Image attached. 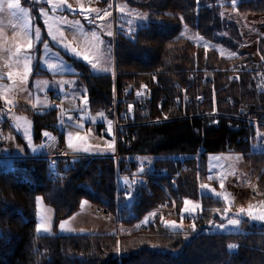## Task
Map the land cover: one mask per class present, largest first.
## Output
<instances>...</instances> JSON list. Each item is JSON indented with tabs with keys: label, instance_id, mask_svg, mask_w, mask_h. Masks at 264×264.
<instances>
[{
	"label": "trees",
	"instance_id": "16d2710c",
	"mask_svg": "<svg viewBox=\"0 0 264 264\" xmlns=\"http://www.w3.org/2000/svg\"><path fill=\"white\" fill-rule=\"evenodd\" d=\"M118 2L145 14L147 22L131 33L115 30L112 74L95 75L72 61L75 74L51 75L36 65L32 77L75 80L67 101L84 90L89 113L102 112L111 125L114 95L121 101L148 90L150 100L132 113L126 135L117 133L115 152L120 170L130 157L139 163L150 158L155 182L149 183V191L141 188L135 204L118 205L116 220L114 158L79 157L68 170L65 163L45 157L25 154L13 159L11 168L0 170V264H264V224L244 219L239 232H205L224 203L200 192L208 156L224 152L239 154L249 178L264 192V152L253 151L264 138V88L256 80L258 74L264 76V0H115V8ZM113 16L116 19L115 10ZM182 29L208 47L181 36ZM202 76L209 82L203 83ZM197 95L204 98L201 104ZM125 106L118 104L119 110ZM23 111L31 119L35 144L42 145L45 132L48 136L56 132L52 127L59 118L56 109ZM213 112L218 117L212 125L208 121ZM241 112L255 122L236 130L235 117ZM94 125L105 130L103 123ZM15 139L23 143L19 136ZM200 147L203 152L189 163V171L173 165ZM139 163L131 164L130 173L140 172ZM56 169L64 174L52 178ZM37 197L52 209L54 227L77 213L86 200L94 214L98 207L110 214L116 231L37 235ZM169 199L174 201V214L165 215L163 225L151 223L146 215L161 203L171 207ZM186 199L191 202L187 207L197 204L198 209L183 220L197 228L165 227L167 221L181 219ZM137 223L144 230H138Z\"/></svg>",
	"mask_w": 264,
	"mask_h": 264
},
{
	"label": "rangeland",
	"instance_id": "374dc122",
	"mask_svg": "<svg viewBox=\"0 0 264 264\" xmlns=\"http://www.w3.org/2000/svg\"><path fill=\"white\" fill-rule=\"evenodd\" d=\"M88 1L98 4L99 0H19L20 8L27 9L24 13L19 9L8 8L15 6V0H9V4L8 0H0V26L2 25L3 30L0 31V46L4 49L3 54H0V136L3 138L0 144L5 146L3 150L7 148L5 155L39 154L43 146L33 142L31 119L23 109L48 108L49 105L43 99L45 91L50 88L58 91L63 87L73 88L75 85V80L64 77L33 78L36 65L40 70L51 75H70L78 71L74 67L72 62L74 61L86 65L92 74L110 75L114 70L115 30L131 33L147 22L145 14L123 2L116 4L115 19L114 12L92 9L86 5ZM53 36L56 37L55 40L52 39ZM181 36L208 47L199 36L189 33L186 29H182ZM28 41H31V47L28 46ZM45 44L48 45L47 48ZM17 48L20 49L19 52ZM38 50L39 55H37ZM220 53L228 55L224 51ZM84 56L88 57L87 61L83 59ZM26 60L28 73L25 76ZM92 64L96 65L95 69L92 68ZM73 94L71 100L80 103V112L77 115L80 122L74 125V114H66L67 124L62 131L63 153L114 154L115 144L110 138L111 121L102 112L89 113L84 90ZM70 108L71 106L68 109ZM3 123L5 128L2 127ZM96 123L104 124L107 137L100 139L98 136L87 134L86 126ZM17 136L23 140V143H17L15 139ZM69 137H71V147L68 143ZM253 151L264 152V146L254 145ZM46 153H52V150ZM145 161L151 163L150 158H146ZM11 167L12 161H0V169ZM206 168L207 178L203 184L206 187L201 188L200 192L221 200L224 208L216 214V220L207 224L205 232L236 233L241 230V221L244 219L249 223L264 224V220L253 218L264 210V192L255 180L249 178L248 170L244 167L239 154L228 152L211 154L207 158ZM240 176L244 177L247 185H251V189L233 186L234 180L239 179ZM39 198V215L36 203V224L43 223L40 217H46L48 231H36L37 235H98L113 234L116 231L112 226V219L106 221L96 216L94 206L86 200L82 201L77 213L60 221L54 227L52 209L43 203L41 197ZM250 206L253 216L248 214ZM189 208L193 209L191 214L181 212L179 221L169 220L165 227L173 231L195 230L197 225L183 218L185 215H194L198 205L192 204ZM242 208L244 212L239 211ZM229 219H237L240 223L236 226L229 225L227 223ZM173 222L177 227L168 226ZM62 223L63 229L60 227ZM220 225L224 227L221 228Z\"/></svg>",
	"mask_w": 264,
	"mask_h": 264
},
{
	"label": "built area",
	"instance_id": "2783aa9c",
	"mask_svg": "<svg viewBox=\"0 0 264 264\" xmlns=\"http://www.w3.org/2000/svg\"><path fill=\"white\" fill-rule=\"evenodd\" d=\"M98 8L101 10H107L110 12H114L115 8V0H99L98 3ZM231 80V77L228 78ZM200 80L203 83H208L209 79L207 76H202ZM256 80L259 84V86L264 88V76L262 74H258L256 76ZM69 94V88L64 87L60 91L56 90H48L43 93V97L48 101V104L51 108H54L58 111V121L53 124V128L56 130V132L52 135V137H45L42 140V146L43 150L46 151L49 148H53L55 155L48 156L49 160L52 161H65V166L64 170H68L71 168V164L74 160H77V156H65L61 155L62 152V147L59 144V139L62 134V131L64 127H66V108H67V96ZM150 92L148 90H142L140 94L135 95L133 98L130 99H123V100H118V98L114 95L113 97V119H112V136L111 139L114 142L115 146L117 143V133L121 131L126 135V131L128 127L131 125L130 124V117L133 112L138 111L139 109H142L150 100ZM203 96L202 95H197L196 96V101L198 104H201L203 102ZM180 99L176 100V104H180ZM183 106H185V100L183 99L182 101ZM118 104H124L126 105L123 109L119 110ZM71 109L73 111H78L80 110V103L78 101H73L71 105ZM244 115V116H243ZM211 119L208 121L209 124H215L216 120L215 118L218 117V115L213 112L210 114ZM235 120H237V126L236 130L244 128L245 125H249L250 123H254V119L251 117H248L244 114V112H241L240 116L235 117ZM79 119L75 115L73 116V124L77 125L79 124ZM86 132L89 136H98L100 139L106 137V134L103 129H98L94 125H90L87 129ZM126 138V137H125ZM1 141V139H0ZM258 145L264 146V138L260 139L258 141ZM3 145L0 144V160L4 159V150H3ZM229 150V149H227ZM203 152V149L200 147L196 150L195 153L191 154H186L181 156L179 159H176L173 161V165L175 166H180L182 171H189L190 170V165L189 163L191 161H194L199 153ZM112 158L115 160V166H117V172L115 174V192H116V209L114 212V216L117 220L118 218V210L117 206L118 205H123V206H131L135 204L138 199L139 195L141 192V188H143L145 191H149L150 189V182H155V176H153L152 170L153 167L151 163L144 162V163H139L138 159L136 157H130L126 162H124L122 169L120 170V166L117 163V155L116 153L111 155ZM140 167V172L139 173H130L131 169V164H138ZM64 174V171L60 170H54L51 174V177H61ZM172 179L174 178L171 177ZM235 182H233V186L236 188H246L247 183L244 180L243 176H240V178L235 179ZM180 199V197H178ZM170 200L171 207H168L166 203H161L158 206V209H156L153 212H150L146 215L148 220L151 223H158L160 225H163L166 220H165V215L167 214H174L175 212V207H174V201L172 199ZM95 214L102 217L103 219H108L110 214L106 211H104L102 208H96L95 209ZM191 218V217H190ZM191 220L193 222L196 221V217H192ZM136 227L138 230H144V225L143 224H136Z\"/></svg>",
	"mask_w": 264,
	"mask_h": 264
},
{
	"label": "snow or ice",
	"instance_id": "6c2138e0",
	"mask_svg": "<svg viewBox=\"0 0 264 264\" xmlns=\"http://www.w3.org/2000/svg\"><path fill=\"white\" fill-rule=\"evenodd\" d=\"M8 4H9V0H8ZM8 4H7V5H8ZM8 8H9V9H19L21 12H24V13L27 12V9L20 8L19 0H15V6H13V7H8ZM37 38H39V32H37ZM52 39L55 40L56 37L53 36ZM28 46L31 47V41H28ZM45 47L47 48L48 45L45 44ZM65 47H67V46H65ZM19 51H20V49L17 48V52H19ZM73 51H75V50H73ZM83 59H84L85 61H87V60H88V57H87V56H84ZM92 68L95 69V68H96V65H95V64H92ZM24 69H25V71H24V75L26 76L27 73H28V62H27V60H26L25 63H24ZM10 76H11V74H10ZM44 135L47 137V136L49 135V133L45 132ZM77 139H81V137H77ZM68 143H69V146L71 147V146H72V145H71V137H69V139H68ZM109 147H111V145H109ZM205 187H206V185H201V188H205ZM217 195H219V194H217ZM36 203H37V214L39 215V205H40V198H39V197L37 198V202H36ZM190 203H191V202H190L189 200H187V199L184 201L185 207L182 209V213H188V214H191V213H192L193 209H190L189 207H187V205H189ZM239 211H240V212H244L245 210L242 208V209H240ZM225 212H227V209H225ZM248 214H249L250 216H253L251 206H250V208H249V210H248ZM253 218H254V219H259V220H264V210H262V212H261L260 215H258V216H253ZM40 220L43 221V223L38 222V223L36 224V231H37V232H40L41 230H43V231L47 232V231H48V228L46 227V224H47V218H46V217H40ZM227 223H228L229 225L236 226V225H238V224L240 223V221L237 220V219H229V220L227 221ZM168 226H170V227H172V228L177 227V225H176L174 222L171 223V224L168 225ZM60 227H61V229H63V228H64V224L62 223V224L60 225ZM219 227L223 228L224 225H220ZM193 229H195V225H193ZM230 247H234V246H230Z\"/></svg>",
	"mask_w": 264,
	"mask_h": 264
},
{
	"label": "crops",
	"instance_id": "0c3cea01",
	"mask_svg": "<svg viewBox=\"0 0 264 264\" xmlns=\"http://www.w3.org/2000/svg\"><path fill=\"white\" fill-rule=\"evenodd\" d=\"M86 5L88 6V7H91L92 9L93 8H97V4H95L94 2H92V1H88L87 3H86ZM0 31H3L2 30V25L0 26ZM1 45V44H0ZM3 48H2V46H0V54H3ZM50 90H55V89H52V88H50ZM43 99L46 101V103H47V105H49L48 104V101L43 97ZM69 106H71V104L69 105ZM48 108H50V106H48ZM1 137V136H0ZM2 138V137H1ZM0 138V139H1ZM3 139V138H2ZM51 151L52 150V153H49V154H47L46 152H48V151ZM5 151L7 152V148H5ZM5 154V153H4ZM64 154V153H63ZM52 155H55V152H54V150H53V148H49L48 150H46V151H44L43 150V147H42V150L40 151V153L39 154H30L29 156L30 157H46V158H48V156H52ZM65 156H86V157H90V156H109L107 153H105V152H92V153H71L70 155H68V154H64ZM22 156H20V155H5V159L4 160H0L1 162L2 161H13V159H15V158H21ZM50 162H52L51 160H50ZM0 170H2V169H0Z\"/></svg>",
	"mask_w": 264,
	"mask_h": 264
}]
</instances>
